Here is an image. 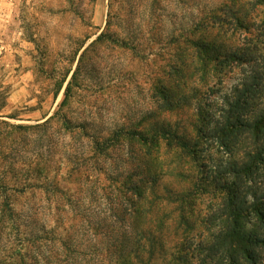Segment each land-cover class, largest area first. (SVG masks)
Instances as JSON below:
<instances>
[{
    "label": "rangeland",
    "instance_id": "374dc122",
    "mask_svg": "<svg viewBox=\"0 0 264 264\" xmlns=\"http://www.w3.org/2000/svg\"><path fill=\"white\" fill-rule=\"evenodd\" d=\"M221 1L0 0V101L5 97L2 112L14 116L3 118L5 125L0 124V172L18 169L16 177L8 181L20 190L10 193L15 209L26 221L53 232L49 233L52 242H40L44 258L38 264L47 259L50 264L112 263L113 256L106 252L114 248L108 247L111 241L107 238L112 208L126 218L128 215L125 202L123 209L116 206V198H120L116 189L122 181L117 174L135 164L124 146L104 148L107 154L96 156V165L87 160L92 154L87 141L65 134L61 121L34 128L59 108L82 51L102 32H108V37L86 53L63 111L73 120L85 122L91 132L105 136L122 127H134L140 119L147 121L154 116L155 84L168 80L172 85L180 83L179 76L168 75V63L178 58L190 62V49L178 52V45L188 39L199 11ZM244 69L235 66L222 72L220 82L210 78L215 92L207 91L205 96L214 99L219 108L224 95L246 76ZM193 114V109L184 107L163 116L185 124ZM24 126L31 128L21 129ZM211 154L221 158L215 149ZM82 159L89 161L88 173L75 171L74 162ZM37 165L44 167L45 173L28 176ZM161 181L173 187L172 178ZM31 183L37 187H29ZM54 183L65 194L52 191ZM3 195L0 193V199ZM202 201L197 208L200 216L209 204L207 197ZM166 206L169 214L173 205ZM157 213L153 208L150 217H157ZM134 225L125 223L122 227L131 232ZM166 225L170 234L171 222ZM68 242L69 252H73L70 256L63 246ZM4 250L2 242L1 256Z\"/></svg>",
    "mask_w": 264,
    "mask_h": 264
},
{
    "label": "trees",
    "instance_id": "16d2710c",
    "mask_svg": "<svg viewBox=\"0 0 264 264\" xmlns=\"http://www.w3.org/2000/svg\"><path fill=\"white\" fill-rule=\"evenodd\" d=\"M198 18L188 39L177 47L178 52L190 49V62L178 58L168 63V75L179 76L180 83L155 84L151 120L140 119L134 127H122L105 136L91 132L85 122L73 120L63 111L86 53L108 35L102 32L82 51L59 108L34 126L61 121L65 134L87 141L92 153L87 160L96 165V156L106 155L103 149L113 144L124 146L127 156L135 160L126 171L130 175L125 171L117 174L122 181L116 189L120 195L116 206L123 209L125 202L128 215L126 218L112 208L107 238L111 241L108 247L114 248L106 250L113 256L110 264H264V0H222L202 8ZM235 66L245 68L246 76L224 95L218 108L214 99L205 96L207 91L215 92L211 79L220 82L219 75ZM189 81L196 84L190 86ZM200 86L207 89L202 91ZM4 107L5 97L0 101L1 125H5V117L14 119L2 114ZM184 107L194 112L185 124L163 116ZM211 149L221 158H213ZM87 160L74 162L77 173H88ZM30 170L28 176L45 173L39 165ZM17 172L14 167L0 172V193L4 194L0 199V243L5 242L0 264H38L44 258L40 242L51 241L52 230L26 221L15 209L10 193L20 190L8 181ZM164 177L172 178L175 188H168L161 181ZM127 179L131 181L126 183ZM51 188L65 194L57 183ZM204 197L209 200L208 210L200 216L197 208ZM167 203L173 205L170 215ZM153 208L158 210L155 218L150 217ZM125 223L135 224L131 232L122 227ZM63 246L70 256L71 244ZM47 260L45 264H50Z\"/></svg>",
    "mask_w": 264,
    "mask_h": 264
},
{
    "label": "crops",
    "instance_id": "0c3cea01",
    "mask_svg": "<svg viewBox=\"0 0 264 264\" xmlns=\"http://www.w3.org/2000/svg\"><path fill=\"white\" fill-rule=\"evenodd\" d=\"M2 114H3V115H5V113H4V112H2Z\"/></svg>",
    "mask_w": 264,
    "mask_h": 264
}]
</instances>
